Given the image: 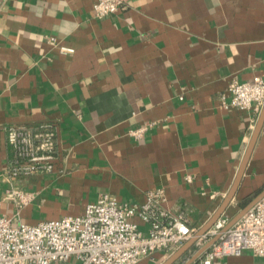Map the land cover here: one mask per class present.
Segmentation results:
<instances>
[{
	"label": "crops",
	"instance_id": "obj_1",
	"mask_svg": "<svg viewBox=\"0 0 264 264\" xmlns=\"http://www.w3.org/2000/svg\"><path fill=\"white\" fill-rule=\"evenodd\" d=\"M95 1L0 0V215L17 220L4 199L5 127L51 122L55 170L17 181L34 192L20 220L80 215L102 193L141 204L147 191L163 189L162 206L181 205L196 232L229 190L257 118L221 108L219 95L232 80L264 77V0H126L102 19L92 16ZM150 121L141 138L130 136ZM263 189L264 122L221 216L230 221ZM173 251L136 264H161ZM211 264H264V257L243 250Z\"/></svg>",
	"mask_w": 264,
	"mask_h": 264
},
{
	"label": "built area",
	"instance_id": "obj_2",
	"mask_svg": "<svg viewBox=\"0 0 264 264\" xmlns=\"http://www.w3.org/2000/svg\"><path fill=\"white\" fill-rule=\"evenodd\" d=\"M125 4L126 0H96L92 16L105 18ZM45 38L57 44L55 37ZM58 49L61 53L73 50L65 46ZM263 102L264 77L260 76L250 81L232 80L219 95L221 108L248 110L255 116ZM153 126V121L146 122L129 134L138 139ZM5 135L11 154L4 172V199L15 206L13 217L17 220L0 215V264H68L71 259L77 264H136L156 251H173L195 233L181 205L173 211L162 206L163 189L147 191L141 204L118 202L102 193L80 215L25 223L19 219L20 210L33 200L34 192L23 189L17 181L55 170L59 157L56 128L51 122L12 124L5 127ZM185 180L191 181V176L186 175ZM134 217L146 225L145 230L138 228ZM228 222V217L220 216L197 240L203 243L217 236L198 264L238 256L243 250L264 257V196L226 227Z\"/></svg>",
	"mask_w": 264,
	"mask_h": 264
},
{
	"label": "water",
	"instance_id": "obj_3",
	"mask_svg": "<svg viewBox=\"0 0 264 264\" xmlns=\"http://www.w3.org/2000/svg\"><path fill=\"white\" fill-rule=\"evenodd\" d=\"M263 122H264V102L257 115L254 127L251 131L249 140L247 142L242 159L236 171L235 177L225 197L222 199L221 203L215 209L213 214L208 218V220L191 237H189L185 242L179 245L170 254V256L161 264H173L175 261H177L193 244H195V242L202 235L206 233V231L212 226V224L226 211L227 207L231 203V200L234 198L237 189L241 183L243 174L245 172L253 147L256 143V140L262 128ZM263 196H264V189L259 193H257L254 197H252L245 205H243L230 219L226 227H229L232 223H234L245 211H247ZM216 237L217 236L212 237L211 239L203 243L201 246H199L182 264H192L193 262L198 260L201 257V255L208 250L209 246L216 239Z\"/></svg>",
	"mask_w": 264,
	"mask_h": 264
},
{
	"label": "rangeland",
	"instance_id": "obj_4",
	"mask_svg": "<svg viewBox=\"0 0 264 264\" xmlns=\"http://www.w3.org/2000/svg\"><path fill=\"white\" fill-rule=\"evenodd\" d=\"M68 264H77V262H76V260L71 259V260L68 262Z\"/></svg>",
	"mask_w": 264,
	"mask_h": 264
}]
</instances>
